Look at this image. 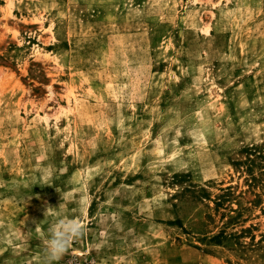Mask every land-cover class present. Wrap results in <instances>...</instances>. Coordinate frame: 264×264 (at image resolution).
Here are the masks:
<instances>
[{
  "label": "rangeland",
  "instance_id": "1",
  "mask_svg": "<svg viewBox=\"0 0 264 264\" xmlns=\"http://www.w3.org/2000/svg\"><path fill=\"white\" fill-rule=\"evenodd\" d=\"M58 219L53 264H264V0H0V264Z\"/></svg>",
  "mask_w": 264,
  "mask_h": 264
},
{
  "label": "clouds",
  "instance_id": "2",
  "mask_svg": "<svg viewBox=\"0 0 264 264\" xmlns=\"http://www.w3.org/2000/svg\"><path fill=\"white\" fill-rule=\"evenodd\" d=\"M47 211L45 212V215ZM83 233L81 224L77 221H65L58 219L50 226L45 240V260L46 264H53L58 261L67 251L70 243L78 239Z\"/></svg>",
  "mask_w": 264,
  "mask_h": 264
},
{
  "label": "trees",
  "instance_id": "3",
  "mask_svg": "<svg viewBox=\"0 0 264 264\" xmlns=\"http://www.w3.org/2000/svg\"><path fill=\"white\" fill-rule=\"evenodd\" d=\"M251 161L250 159H248V164H247V171H250V175L253 173V169L251 168L252 167V164H251ZM253 177V176H252Z\"/></svg>",
  "mask_w": 264,
  "mask_h": 264
}]
</instances>
